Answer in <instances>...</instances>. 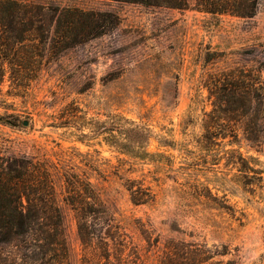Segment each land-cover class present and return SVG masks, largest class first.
<instances>
[{
	"label": "rangeland",
	"instance_id": "rangeland-1",
	"mask_svg": "<svg viewBox=\"0 0 264 264\" xmlns=\"http://www.w3.org/2000/svg\"><path fill=\"white\" fill-rule=\"evenodd\" d=\"M18 1L119 18L100 37L61 52L47 47L27 88L8 77L0 85V151L50 169L71 264H82L86 250L64 201L70 174L90 183L146 264L161 263L169 240L202 248L210 256L202 264H264V141L258 150L225 140L211 151L196 141L202 110L211 108L205 78L264 62V0L250 18L201 12L194 0L184 10L126 0ZM111 133L140 147L113 145ZM233 154L244 159L233 163ZM129 182L149 187L153 200L135 205ZM137 226L158 247H147Z\"/></svg>",
	"mask_w": 264,
	"mask_h": 264
},
{
	"label": "trees",
	"instance_id": "trees-1",
	"mask_svg": "<svg viewBox=\"0 0 264 264\" xmlns=\"http://www.w3.org/2000/svg\"><path fill=\"white\" fill-rule=\"evenodd\" d=\"M126 1L180 10L191 7V0ZM259 4L260 0H194L192 7L210 14L250 18ZM118 23L112 12L0 0V85L8 77L12 84L27 88L42 68L47 47L54 53L67 50L108 33ZM203 88L211 108L202 110L203 133L196 140L200 148L211 151L225 140L236 143L242 139L260 148L264 141V62L210 73ZM110 137L116 139L113 145L122 149L129 144L133 149L140 147L137 138L119 140L112 133ZM231 157L233 163L237 157L243 158L241 154ZM134 185L129 182L126 188L135 205L153 200L149 187ZM64 201L75 213L86 250L82 264H146L140 246L118 222H111L114 218L88 181L77 174L67 175ZM137 228L147 247H158L157 237L152 239L144 226ZM164 251L160 264H202L210 259L195 244L173 240ZM70 256L50 169L26 155L0 151V264H71Z\"/></svg>",
	"mask_w": 264,
	"mask_h": 264
}]
</instances>
